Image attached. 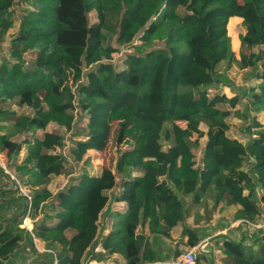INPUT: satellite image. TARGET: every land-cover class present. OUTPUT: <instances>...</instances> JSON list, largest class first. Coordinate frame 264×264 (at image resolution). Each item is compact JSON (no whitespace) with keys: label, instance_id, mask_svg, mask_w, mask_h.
I'll return each instance as SVG.
<instances>
[{"label":"trees","instance_id":"obj_1","mask_svg":"<svg viewBox=\"0 0 264 264\" xmlns=\"http://www.w3.org/2000/svg\"><path fill=\"white\" fill-rule=\"evenodd\" d=\"M16 1L0 0V40L13 25ZM21 1L29 7L22 9L7 57L0 61V153L9 164L25 147L14 169L32 191L22 195L15 183L13 189H0V264L23 262L26 254L32 260L27 264H85L113 253L125 264H163L178 257L164 241L177 225L188 247L216 237L227 264H264L263 227L244 230L237 239L214 235L213 227H190L185 223L189 208L180 198L190 195L193 203L206 205L208 196L213 208L238 205L234 217L252 223L261 214L264 124L255 114H264V0ZM92 10L94 22L88 16ZM233 16L242 18L245 30L239 39L247 52L239 58L227 31ZM108 34L119 47L132 49L124 68L114 67L118 49L105 43ZM29 51L34 57L28 63ZM232 65L247 69L245 81L257 83L235 85L227 73ZM221 86L233 95L219 93ZM241 97L243 114L253 113L244 128L246 142L227 134L218 108L221 103L234 108ZM11 102L32 113H17ZM74 111L86 117V134L74 141L69 157L52 151L63 138L46 127L54 122L70 129ZM111 133L117 146L129 145L114 171L103 167L93 175L83 169L76 182L54 193L48 189L51 176L64 173L68 158L88 165L87 151H103ZM21 134L27 136L13 140ZM203 137L197 162L193 149ZM9 178L0 165V179ZM117 185L118 196L107 195ZM111 198L124 201L126 209L111 213V229L99 240L101 214ZM48 202L55 204L53 215L43 210ZM38 213L42 217L31 230L22 226L25 217ZM49 218L54 222L46 223ZM34 238L44 251L37 250ZM98 241L104 253L94 254ZM193 264H214L212 247Z\"/></svg>","mask_w":264,"mask_h":264},{"label":"rangeland","instance_id":"obj_2","mask_svg":"<svg viewBox=\"0 0 264 264\" xmlns=\"http://www.w3.org/2000/svg\"><path fill=\"white\" fill-rule=\"evenodd\" d=\"M25 7H29L26 3H23L21 0H17L15 4L12 7V14L11 19L13 22V25L7 33L2 37L0 40V61L3 58L7 57L8 54V46L9 41L12 37V35L16 32L20 20V15L22 14V9ZM89 20L91 22L96 21V13L94 10L89 12L88 14ZM242 18L236 16L234 20H232L233 25L230 29L227 26L228 35L230 37V43L231 48L234 49L236 57H239L241 52H247V49L245 47L241 46V41L239 39V35L243 32V25L241 23ZM237 42L238 46H237ZM108 45H111L112 47H115L118 49V52L114 53V59L113 64L116 69H121L125 67V55L132 51L131 47L125 48L124 46H118L115 42V36L108 34L106 42ZM160 45L159 42H156L154 47H158ZM34 52L29 51L25 53L24 58L29 63L33 60ZM246 70H241L237 68V66L232 65L228 70V76L232 79L235 85H254L256 84V81L254 79L246 80L244 79V73ZM74 89V86H73ZM228 91V90H226ZM232 92V91H231ZM213 93V92H210ZM246 102L245 99L241 97L240 102L234 107L230 108L227 103H221L218 104V108H220L222 111H224V121L228 125L227 134L231 137L239 139L241 142H246L248 139V135L245 131L246 124L249 123V115H252L253 113L249 114H243V104ZM9 108L15 110L17 113L21 114H31L32 110L23 105L19 106L15 103H9ZM74 120L72 127L70 129L65 128L64 126L57 125L54 122H51L47 125L46 131H54L60 134L63 138V145L61 147H56L53 152H59L63 155L69 156L68 154L70 148L73 146L74 141L78 139H83L86 134V117L84 115H79L77 111H74ZM256 119L264 124V114L263 112H258L255 114ZM3 124V123H1ZM180 125L184 126V122H179ZM8 127L10 126V123H5ZM200 128L202 130L206 129V125L204 122H200ZM116 129V122H112V132ZM38 135H42L43 131H38ZM27 135L21 134V135H15L13 136V140L15 141H21L23 137H26ZM205 141V138L200 139L199 146L193 149L195 159L198 162L202 155V148L203 143ZM129 145H119L117 146L114 141L113 133L109 136L107 145L103 151H97V152H87L85 154V157L89 158V164H83L82 162H74L71 158H68V162L65 164V171L63 174L60 175H53L51 176V179L49 183L47 184L48 189L51 192H56L57 190L61 189L64 185L67 184L68 181L76 182L79 174L83 171V169H86L89 173L91 172H99V170L103 167H108L111 170L114 171V163L116 161V158L118 157L119 153L125 149H127ZM25 147L22 146L18 156L17 160L10 162L9 164L5 163L3 155L0 154V165L3 167L5 173L10 177L9 179H0V189L5 188H14V183L18 186V190L22 195H29L31 194V191L27 186L23 184L21 181V178L16 177V172L14 169V165L17 164L19 161L23 160L25 157ZM243 164V169H246V165ZM13 181V182H12ZM116 191H118L116 187ZM264 194V190H260L259 194ZM109 195L112 194V192H108ZM209 197H206V204L207 205H186L188 206L187 210V218L185 220L186 225L188 226H200L204 228H214V235H217L219 233H226L232 238H239L241 233L251 231L253 228H264V202L262 203L261 208V214L257 217V221L251 224H245L243 226L239 225V219H236L234 217L235 211L238 209V205H232L223 207L222 205H217L215 208H213L211 204V201L207 200ZM55 203V202H53ZM48 202L47 206L43 208L45 212H47L50 215H53V210ZM42 217L41 213H38L34 219H31L30 217L26 219V221H23L22 226L30 229L32 228V224L37 222ZM26 218V217H25ZM24 218V219H25ZM54 222L53 218H49L46 220V223L51 224ZM243 223V222H242ZM260 225V226H258ZM224 227V228H223ZM181 229L182 227L180 225L176 226L172 232H170V237L168 238L169 243L168 245H172L169 248H172L174 250L178 251V257L176 259L181 258V256L186 253L191 247H188L186 242V237L181 235ZM216 239V237L214 238ZM214 239H209V237H206L204 240L198 243V245L194 246L196 249L197 255H202L207 247H212V254H213V263L214 264H227L226 260L223 257V254L218 247L215 246ZM34 244L36 246H39V240L37 238L33 239ZM248 243V241H246ZM171 243V244H170ZM25 255V254H24ZM25 260L23 262H18L17 264H27L31 263V257L27 256V254L24 256ZM176 259L174 261H176ZM35 264V263H34ZM53 264H56L54 261ZM152 264H158V263H152ZM163 264H172L171 262H163Z\"/></svg>","mask_w":264,"mask_h":264},{"label":"crops","instance_id":"obj_3","mask_svg":"<svg viewBox=\"0 0 264 264\" xmlns=\"http://www.w3.org/2000/svg\"><path fill=\"white\" fill-rule=\"evenodd\" d=\"M236 18V16H233V17H230L229 18V20H228V22L229 21H232V20H234ZM244 27H243V32L242 33H244ZM237 46H238V44H237ZM233 50V52H234V54H235V51H234V49H232ZM236 56V55H235ZM236 58H239V57H236ZM251 80V79H250ZM256 81V80H255ZM256 83H257V81H256ZM226 90H228V91H226ZM219 93H224L225 95H227V96H232L233 95V92H231V90L228 88V87H226V86H221V87H219L218 88V90H217ZM231 108V107H230ZM38 136H42L41 134L40 135H38ZM87 152H97V150H94V149H89ZM1 154V153H0ZM26 154V151H25V153H24V155ZM1 155H3V154H1ZM20 162V161H19ZM101 170V169H100ZM100 170H99V172H97V173H95V172H91L90 174H93V175H98L99 173H100ZM113 171V170H112ZM141 173L140 172H137V173H133L132 175H140ZM162 177H160V179H161ZM116 187H117V189H118V191H116ZM120 191V187L117 185V186H115L113 189H111V190H108L107 191V195H109L108 194V192H112V194L111 195H109V196H114V197H116V196H118V192ZM180 198L182 199V201H183V203H184V205H202V204H197V203H193L192 201H191V196L190 195H188V196H185V195H181L180 194ZM210 199H208L207 200V202L209 201ZM211 201V200H210ZM207 205V204H206ZM210 205H212V202H211V204ZM218 205H222L221 203H219ZM239 208V207H238ZM125 209H126V204H125V202L124 201H122V200H119V199H116V198H111V202H109V204H108V206L103 210V212H102V214H101V218H100V221H101V236L99 237V240L102 238V236H104L105 234H107L108 233V231L111 229V226H112V222H113V214H111V213H114V212H119V213H123L124 211H125ZM178 226V225H177ZM176 227V226H175ZM174 227V228H175ZM173 228V229H174ZM173 229L171 230V232L173 231ZM35 239V238H34ZM205 239V238H204ZM203 239V240H204ZM39 240V239H38ZM164 241L166 242V244L168 245V243H169V240H168V238H164ZM202 241V240H201ZM200 241V242H201ZM205 241V240H204ZM39 246H36V244H35V247L37 248V250L39 251V252H42V251H44L45 249H43V244H42V242L39 240ZM171 244V243H170ZM198 245V244H197ZM171 247H172V245H170ZM169 245H168V247H170ZM170 249H172V248H170ZM97 253H101V252H97ZM97 253H94V254H97ZM93 260H95V259H93ZM95 261H102V262H104L105 264H125L126 262H125V259L120 255V254H117V253H113V254H109V255H107V256H105V258L104 259H102V260H95ZM155 263H158V262H155Z\"/></svg>","mask_w":264,"mask_h":264},{"label":"built area","instance_id":"obj_4","mask_svg":"<svg viewBox=\"0 0 264 264\" xmlns=\"http://www.w3.org/2000/svg\"><path fill=\"white\" fill-rule=\"evenodd\" d=\"M27 217L23 220V221H26ZM239 222L240 223H244V224H251V225H254L252 222H250L249 220H246V219H239ZM260 226V225H258ZM30 230V229H28ZM196 249L195 247H191L188 251H186V253H184L181 258L179 259H176V261H172V264H193L195 259L197 258V253H196ZM97 252H101V253H104V249L103 247L101 246V243L100 241H98L94 248H93V253H97ZM85 264H105L104 262L102 261H95L93 259H87ZM147 264H152V263H147Z\"/></svg>","mask_w":264,"mask_h":264}]
</instances>
